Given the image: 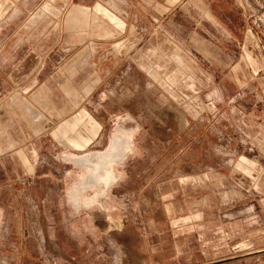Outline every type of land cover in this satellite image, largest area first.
<instances>
[{"label":"rangeland","instance_id":"374dc122","mask_svg":"<svg viewBox=\"0 0 264 264\" xmlns=\"http://www.w3.org/2000/svg\"><path fill=\"white\" fill-rule=\"evenodd\" d=\"M103 1L0 0V264H264V4L206 61Z\"/></svg>","mask_w":264,"mask_h":264},{"label":"crops","instance_id":"0c3cea01","mask_svg":"<svg viewBox=\"0 0 264 264\" xmlns=\"http://www.w3.org/2000/svg\"><path fill=\"white\" fill-rule=\"evenodd\" d=\"M255 1L257 3L262 1L264 4V0ZM103 3L108 6L110 4L123 6L125 10L120 16L126 19L128 15H131L135 21H142L143 19L158 20L159 9H162L165 13L166 10H173V13L180 6L183 13L187 15L188 20L196 21L195 26L199 28L198 31L200 30L199 32H189L188 41L191 40V44L195 46L190 47V50L201 54L206 61L211 60L210 53L234 52L236 54L242 51L249 40L250 29H248V25L254 15L248 13L250 9L247 10L243 6V4L248 5V0H107ZM130 6H133L134 11L127 9ZM197 10L199 13L202 12L203 16H199ZM118 11H121L120 8H118ZM195 15L200 18L197 19L194 17ZM239 63L240 61L236 59L235 62L234 60L230 62V66L231 68H239ZM225 65L228 66L229 64ZM259 72H262L261 80L264 81V64ZM253 75H255L254 72ZM251 79L255 80L258 77L250 76L248 80L251 81ZM238 81L240 80L238 79ZM236 83L238 82L236 81ZM85 124L88 126L89 135L87 136L81 135L80 132H76V137L67 134L69 130L74 131L76 128V122L72 120L60 125L55 135L61 134L68 143L76 148H82L90 142L100 128L99 123L90 115L86 116Z\"/></svg>","mask_w":264,"mask_h":264}]
</instances>
